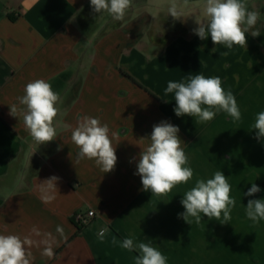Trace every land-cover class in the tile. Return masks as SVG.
Listing matches in <instances>:
<instances>
[{
    "label": "crops",
    "instance_id": "1",
    "mask_svg": "<svg viewBox=\"0 0 264 264\" xmlns=\"http://www.w3.org/2000/svg\"><path fill=\"white\" fill-rule=\"evenodd\" d=\"M172 2L132 0L116 21L93 12L90 0H0V234L29 238L30 264H135L139 253L121 247L125 238L151 240L167 264H264V220L245 214L249 199H264V138L253 130L264 111V0H245L260 13L253 29L260 36L249 31L246 48L231 50L194 34L196 19H205L203 0H188L180 20L168 15ZM196 74L220 77L241 120L223 111L208 122L175 115L167 83ZM37 79L60 96L56 139L41 145L22 117L9 114L10 105L23 107L17 98ZM83 116L108 125L117 156L113 171L77 159L71 137ZM162 121L179 127L193 178L157 196L143 190L135 173L153 126ZM216 171L224 172L236 200L231 220L189 218V224L179 218L186 191ZM52 176L59 178L58 191L44 202L39 186ZM252 183L261 191L244 195ZM92 211L96 218L75 237V217ZM46 247L51 257L43 254Z\"/></svg>",
    "mask_w": 264,
    "mask_h": 264
},
{
    "label": "clouds",
    "instance_id": "2",
    "mask_svg": "<svg viewBox=\"0 0 264 264\" xmlns=\"http://www.w3.org/2000/svg\"><path fill=\"white\" fill-rule=\"evenodd\" d=\"M132 0H90L93 12L101 14L107 12L114 20L122 21ZM188 6V0L178 5L175 0L168 7V15L176 20L184 16L183 9ZM203 21L197 20L195 35L201 40L209 37L214 45H224L231 50L234 45L245 47L247 33L251 36H260L259 31L253 30L260 13L248 9L245 0H203ZM216 51V47L212 49ZM228 53L225 52L224 55ZM165 95L174 93L177 117H197L200 122H208L223 111L233 120L242 118L237 100L229 89L225 91L220 77H205L202 74L189 76L186 82L169 81L164 90ZM19 105L9 106V114L13 117H22L25 128L33 140L41 145L56 139L54 120L59 113L57 103L59 93L55 92L49 82L37 79L26 84L24 95L17 98ZM256 138H264V111L256 114L253 124ZM107 124H102L98 118L83 116L72 131V141L78 147L77 159L94 160L103 173L113 171L116 162V147L112 145V138ZM179 127L166 121L153 126L149 137V146L139 154L137 172L141 178L144 191H151L153 195L165 196L173 187L186 184L193 178V170L188 164L178 136ZM113 136L115 134H112ZM58 177L52 176L40 183V192L44 202L55 199L58 191L56 183ZM231 185L223 171H216L212 178L197 179L195 186L184 194L181 204L185 211L178 214L190 224L193 218L200 223L203 216L212 220H221L228 223L231 212L236 206V200L231 196ZM257 184L244 193L253 196L260 192ZM201 214H203L201 216ZM245 214L253 222L264 220V199H249L245 205ZM222 223V224H223ZM106 229L99 232L103 242ZM57 232L63 235V229L57 226ZM115 243V241H113ZM32 241L25 237L21 239L14 234H0V264H30L31 254L27 246ZM121 247L128 251H138L135 264H167V257L153 244L151 240L136 242L134 238H125ZM44 255L51 257L52 248L46 247Z\"/></svg>",
    "mask_w": 264,
    "mask_h": 264
},
{
    "label": "built area",
    "instance_id": "3",
    "mask_svg": "<svg viewBox=\"0 0 264 264\" xmlns=\"http://www.w3.org/2000/svg\"><path fill=\"white\" fill-rule=\"evenodd\" d=\"M96 213L94 211L88 212L87 214H81L76 216L77 223L87 226L96 218Z\"/></svg>",
    "mask_w": 264,
    "mask_h": 264
},
{
    "label": "trees",
    "instance_id": "4",
    "mask_svg": "<svg viewBox=\"0 0 264 264\" xmlns=\"http://www.w3.org/2000/svg\"><path fill=\"white\" fill-rule=\"evenodd\" d=\"M75 223H76V225H77V228H78V230H77V233L75 234V237L77 236V235H79L80 234V232H81V230L85 227L84 225H81V224H79V223H77V221H76V217H75Z\"/></svg>",
    "mask_w": 264,
    "mask_h": 264
},
{
    "label": "rangeland",
    "instance_id": "5",
    "mask_svg": "<svg viewBox=\"0 0 264 264\" xmlns=\"http://www.w3.org/2000/svg\"><path fill=\"white\" fill-rule=\"evenodd\" d=\"M209 153H212V152L210 151ZM204 217H206V216H203L202 218H204ZM214 219H215V218H214ZM221 219H222V217H221ZM213 237H214V238L219 237V236H218V233H217L216 231H215ZM220 242H221V241H220ZM220 242H218V244L215 245V246H216V248H215L216 250L220 249V248H219L220 245H221ZM224 247H225V246H224ZM224 247H223V248H224Z\"/></svg>",
    "mask_w": 264,
    "mask_h": 264
}]
</instances>
